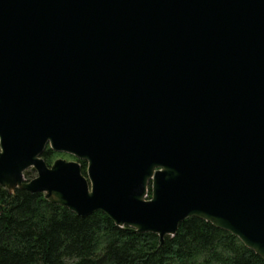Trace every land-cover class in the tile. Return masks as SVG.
Instances as JSON below:
<instances>
[{
    "label": "water",
    "instance_id": "95a60500",
    "mask_svg": "<svg viewBox=\"0 0 264 264\" xmlns=\"http://www.w3.org/2000/svg\"><path fill=\"white\" fill-rule=\"evenodd\" d=\"M0 186L264 259V0H0Z\"/></svg>",
    "mask_w": 264,
    "mask_h": 264
},
{
    "label": "trees",
    "instance_id": "16d2710c",
    "mask_svg": "<svg viewBox=\"0 0 264 264\" xmlns=\"http://www.w3.org/2000/svg\"><path fill=\"white\" fill-rule=\"evenodd\" d=\"M56 156L47 148L42 157L51 166ZM79 163L86 175L87 163ZM0 264H264V259L199 218L184 221L161 244L158 235L118 227L102 212L81 217L43 194L21 189L12 194L0 186Z\"/></svg>",
    "mask_w": 264,
    "mask_h": 264
},
{
    "label": "rangeland",
    "instance_id": "374dc122",
    "mask_svg": "<svg viewBox=\"0 0 264 264\" xmlns=\"http://www.w3.org/2000/svg\"><path fill=\"white\" fill-rule=\"evenodd\" d=\"M60 159H62V160H66V161H68V162H71V161H77L76 159H74V158H73L72 156H70V155L58 153V156H56L54 162L57 161V160H60ZM54 162H53V163H54ZM32 176H33V177H36V174L33 173Z\"/></svg>",
    "mask_w": 264,
    "mask_h": 264
},
{
    "label": "flooded vegetation",
    "instance_id": "af4514ba",
    "mask_svg": "<svg viewBox=\"0 0 264 264\" xmlns=\"http://www.w3.org/2000/svg\"><path fill=\"white\" fill-rule=\"evenodd\" d=\"M82 167V166H81Z\"/></svg>",
    "mask_w": 264,
    "mask_h": 264
}]
</instances>
